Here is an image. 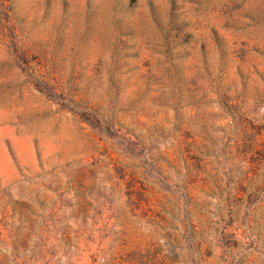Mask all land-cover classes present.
Listing matches in <instances>:
<instances>
[{"label": "rangeland", "instance_id": "374dc122", "mask_svg": "<svg viewBox=\"0 0 264 264\" xmlns=\"http://www.w3.org/2000/svg\"><path fill=\"white\" fill-rule=\"evenodd\" d=\"M0 264H264V0H0Z\"/></svg>", "mask_w": 264, "mask_h": 264}]
</instances>
